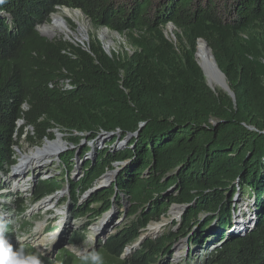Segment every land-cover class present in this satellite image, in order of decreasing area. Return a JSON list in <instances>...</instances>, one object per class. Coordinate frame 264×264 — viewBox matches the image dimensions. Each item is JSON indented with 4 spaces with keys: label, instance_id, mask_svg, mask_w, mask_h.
<instances>
[{
    "label": "trees",
    "instance_id": "1",
    "mask_svg": "<svg viewBox=\"0 0 264 264\" xmlns=\"http://www.w3.org/2000/svg\"><path fill=\"white\" fill-rule=\"evenodd\" d=\"M57 8L80 11L93 31L119 34L131 54H107L94 33L84 46L44 38L37 27ZM199 38L211 48L235 105L219 83L209 80L214 91L207 86L194 57ZM55 129L89 133L88 139L96 129H119L122 136L138 131L123 151L97 152L79 181H69L75 201L113 163L127 161L114 183L91 194L89 203L99 207L78 206L74 215L94 219L113 198L126 199L134 219L104 244L116 258L131 247L122 264H164L160 258L188 236L201 212L213 214L202 232L216 219L209 235L221 240L210 264H264V0H0V172L15 164L13 147L23 136L50 140ZM76 153L61 160L67 164ZM61 184L38 180L34 199ZM229 185L231 194L240 190L252 198L253 227L244 236L226 233L233 210L231 194L225 196ZM187 204L195 206L185 211L177 235L132 249L139 230L172 205ZM81 239L76 231L69 242ZM203 241L201 234L192 238Z\"/></svg>",
    "mask_w": 264,
    "mask_h": 264
},
{
    "label": "rangeland",
    "instance_id": "2",
    "mask_svg": "<svg viewBox=\"0 0 264 264\" xmlns=\"http://www.w3.org/2000/svg\"><path fill=\"white\" fill-rule=\"evenodd\" d=\"M62 10L74 12V10L67 8H57L55 13H62ZM78 13H80L78 17L79 21L85 26V39L83 41L79 39L80 37L77 38L75 36V34H78V26L74 19H66L67 26L72 31L71 35L67 36L56 32L52 38L43 37L50 41L63 39L73 44L84 46L89 41V34L94 33L102 43L107 54L115 53L118 56H122L125 53L131 54V50L126 45L123 37L105 28L93 31L89 21L80 11ZM51 16L46 23L37 27L39 33L43 25L48 26ZM173 31V26L168 25L166 35L171 39H173ZM102 33H105L107 36L104 40L100 36ZM64 87L69 88V85L65 84ZM51 133L52 139L50 140L43 139L38 141L33 138V141H30L28 140L30 134L23 136L17 146L13 147L15 151V164L11 166L8 172H0V183L3 185L0 190V223H3L6 227V231L4 232L5 238L12 244L14 251L23 249L26 253L37 254L41 257L43 264H122L123 259L129 255L125 254L126 250L131 247H125L121 256L116 258L106 252L104 244L119 228H122L134 219V217H128L130 206L124 197L120 196L116 202L113 198L110 201L112 203L111 208L103 215L97 216L94 219L87 216L74 217L78 213V206L89 204L93 208L99 207V204L89 203L90 193L94 189L98 188V190H101L114 183L117 178V175L115 177V171L122 165L119 164L120 162L113 163V168L107 170L92 187L82 191L83 193H79L75 201L69 192V181L73 180L74 183L79 181L82 177L85 161H94L97 157V152L109 148L116 152L123 151L128 146L131 138L135 137L134 134L122 136L119 129H113L110 132L96 129L93 133L95 135L92 138L93 140L91 138L90 140L88 139L89 133H69L58 129L53 130ZM57 135L62 137L65 144L64 149L53 157L45 155L40 159L28 160V164L27 156H31V153L37 147H42L46 141L56 140ZM72 138L74 139L73 141L70 140ZM111 139H115V142L109 145ZM86 147H89L91 150L83 155L82 152ZM74 150L77 152L75 158L71 159L67 164L64 160H61L63 154L71 153ZM69 168L70 170H68ZM110 173L113 174L112 179L102 182L105 176ZM53 178L62 183L61 189L36 201L32 191L38 180ZM232 184L236 185L237 180ZM10 185H13L12 188L8 187ZM229 186L225 196L231 194V185ZM13 187L16 188V191L13 190ZM251 199L240 190L232 192L231 207L233 210L231 213V225L226 230L228 235L237 237L244 236L250 232L252 228L250 226L252 217L249 216L251 213ZM46 201L48 203H45ZM174 208L180 209L178 210L179 215L176 218L170 214ZM185 211L181 206L172 205L166 215L157 222L165 223L164 227L157 234L144 237L143 235L148 232L149 225L156 222L149 223L145 229L139 230V237L133 245L143 238V241L137 247L138 249L148 239L153 240L169 232L177 235L182 227V216ZM208 219V214L204 212L194 217L188 229V233L190 232L188 236L175 240L170 253L164 254L159 262L164 264H210L215 248L221 247V240L213 235H209V233H215L216 219L209 224L205 232H202ZM99 224L102 225L101 228H99ZM240 226H244L243 230H245L241 229L239 232L238 227ZM104 227H109L108 231L104 236H100L104 231ZM233 229L236 230L234 234H232ZM76 231L79 232L80 236H83V239L78 243L69 242L72 233ZM200 234L204 238L203 243L200 245L193 244L192 238ZM210 236H213L212 239L214 241L208 243ZM225 238L227 239L228 237Z\"/></svg>",
    "mask_w": 264,
    "mask_h": 264
},
{
    "label": "bare ground",
    "instance_id": "3",
    "mask_svg": "<svg viewBox=\"0 0 264 264\" xmlns=\"http://www.w3.org/2000/svg\"><path fill=\"white\" fill-rule=\"evenodd\" d=\"M62 11H63L62 13H58L57 12V13H55V14H53L51 16V19H50V22H49L48 26L47 25H43L42 30L40 32L41 35L45 36V37H48V38H52L54 36V34L56 32H58V33L65 34V35L69 36V35H71L72 31L67 26L68 23L66 22V19H74V21L76 22V24L78 26V34H75V36L77 38L80 37L79 39L81 41H83L85 39V26L78 19L80 13H78V11H74L73 13L69 12L68 10H62ZM100 36H101L102 40H104L107 37L105 35V33H102ZM199 49L200 50H199L197 59L202 64V66H205V61H206V58H207V50L204 48L203 45L200 46ZM209 80H212V79H209ZM212 81H215V80H212ZM64 147H65V144L63 143L62 137L60 135H57L56 136V140H54V141H46L42 147H37L34 150V152L31 153V156H27L28 157L27 158V162L29 164L28 160L33 161L32 159H40V158H42L45 155L48 156V157L56 156L59 152H61V150L64 149ZM112 176H113V174L110 173L107 176H105V179H103V180L101 179V180H102V182L110 181L112 179ZM178 210H180V209L179 208H174L170 212V214L176 218L179 215V211ZM164 224L161 223V222L160 223L156 222V223H154L152 225H149V227L147 229L148 232L145 233L143 236L147 237V236H150V235L153 236V235L157 234L160 231V229L162 227H164ZM101 227H102V225L99 226V228H101ZM108 228L104 227V231H103V233L100 236H104L107 233ZM235 229H237V228H235ZM235 229H233V232L236 231ZM232 234H234V233H232ZM236 234H239V233H236ZM231 237H235V236H231ZM210 245H213V244H210ZM37 248H39V246H37ZM132 249H133V247H132ZM129 250H130V248L127 249V253H129Z\"/></svg>",
    "mask_w": 264,
    "mask_h": 264
},
{
    "label": "water",
    "instance_id": "4",
    "mask_svg": "<svg viewBox=\"0 0 264 264\" xmlns=\"http://www.w3.org/2000/svg\"><path fill=\"white\" fill-rule=\"evenodd\" d=\"M172 37H174L172 35ZM203 45L204 48L207 50V58H206V61H205V66H201L198 62H197V57H198V53H199V45ZM194 57H195V60L198 64V66L200 67V69L202 70L203 72V75L205 77V80H206V84L207 86L212 90L214 91L210 86H209V79H212V80H215L216 82L219 83L220 85V88L221 90L226 93L229 97H231L234 105H235V96L233 94V92L230 90L229 88V85L227 83V80H226V77L225 75L223 74V72L219 69L218 65H217V62H216V59L212 53V50L211 48L209 47L208 43L204 40V39H197L196 41V49H195V54H194ZM143 124L140 125V127L142 126ZM250 129H253V128H250ZM138 133V131L136 133H134V136H136ZM77 156V154H76ZM120 165H122L120 168H118L116 171H115V177L117 175L118 172H120L122 170L123 167L126 166L127 164V161L125 162H120L119 163ZM97 189H94L90 194H92L93 192L97 191ZM116 195V194H115ZM195 206L194 204H187V205H178V206H181L183 210H187L188 208H190L191 206ZM175 206V205H174ZM208 214L209 217H212L213 214H209V213H206ZM108 215V214H106ZM103 222V221H102ZM101 222V223H102ZM100 223V224H101ZM99 224V225H100ZM190 233V232H189ZM188 233V234H189ZM143 241V239H141L137 244L133 245V250L137 249V247L140 245V243ZM125 254H130V253H127V250H126V253Z\"/></svg>",
    "mask_w": 264,
    "mask_h": 264
},
{
    "label": "clouds",
    "instance_id": "5",
    "mask_svg": "<svg viewBox=\"0 0 264 264\" xmlns=\"http://www.w3.org/2000/svg\"><path fill=\"white\" fill-rule=\"evenodd\" d=\"M6 227L0 223V264H43L37 254L26 253L23 249L13 250L12 244L5 238Z\"/></svg>",
    "mask_w": 264,
    "mask_h": 264
},
{
    "label": "built area",
    "instance_id": "6",
    "mask_svg": "<svg viewBox=\"0 0 264 264\" xmlns=\"http://www.w3.org/2000/svg\"><path fill=\"white\" fill-rule=\"evenodd\" d=\"M12 186H13V185H12ZM12 186L10 185V186H8V187H11V188H12ZM13 190L16 191V188L13 187ZM42 199H43V198H42ZM45 203H48V202L46 201ZM252 227H253V226H252Z\"/></svg>",
    "mask_w": 264,
    "mask_h": 264
}]
</instances>
